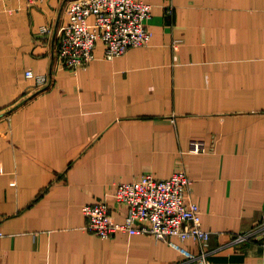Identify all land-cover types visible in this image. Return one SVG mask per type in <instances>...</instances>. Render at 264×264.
<instances>
[{
    "label": "crops",
    "instance_id": "1",
    "mask_svg": "<svg viewBox=\"0 0 264 264\" xmlns=\"http://www.w3.org/2000/svg\"><path fill=\"white\" fill-rule=\"evenodd\" d=\"M71 1L0 0V264H264V236L232 241L264 210V0H138L150 44L109 61L99 42L76 75L54 68ZM180 167L203 243L85 229L113 184Z\"/></svg>",
    "mask_w": 264,
    "mask_h": 264
},
{
    "label": "built area",
    "instance_id": "2",
    "mask_svg": "<svg viewBox=\"0 0 264 264\" xmlns=\"http://www.w3.org/2000/svg\"><path fill=\"white\" fill-rule=\"evenodd\" d=\"M26 1L36 4L39 0ZM66 12L68 22L58 31L54 68L67 69L75 75L95 59L99 42L105 49V59L110 61L131 48L148 46L153 37L152 30L147 28L151 6L138 0H72ZM47 32L48 28H42V33ZM178 43L174 41V45ZM25 77L37 87H44L50 82L51 74L47 76L31 69L25 72ZM189 150L203 153L204 142L191 140ZM191 184L183 168L166 179L144 174L138 180L113 184L109 196L83 206L85 229L104 240L125 233L161 240L173 247H178L174 239L203 243L208 232L201 226L199 205L191 199ZM121 204L127 207V212L119 223L113 220L111 209ZM262 236L264 210L253 228L233 235V242L249 243ZM179 250L187 254L184 249Z\"/></svg>",
    "mask_w": 264,
    "mask_h": 264
},
{
    "label": "rangeland",
    "instance_id": "3",
    "mask_svg": "<svg viewBox=\"0 0 264 264\" xmlns=\"http://www.w3.org/2000/svg\"><path fill=\"white\" fill-rule=\"evenodd\" d=\"M247 232V231H246ZM232 241H233V239H232Z\"/></svg>",
    "mask_w": 264,
    "mask_h": 264
}]
</instances>
